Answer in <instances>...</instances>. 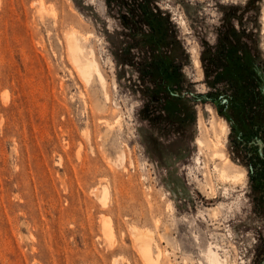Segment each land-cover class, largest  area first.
Segmentation results:
<instances>
[{
  "label": "rangeland",
  "instance_id": "obj_1",
  "mask_svg": "<svg viewBox=\"0 0 264 264\" xmlns=\"http://www.w3.org/2000/svg\"><path fill=\"white\" fill-rule=\"evenodd\" d=\"M250 147L264 156V0H0V264H150L146 246L261 264Z\"/></svg>",
  "mask_w": 264,
  "mask_h": 264
},
{
  "label": "bare ground",
  "instance_id": "obj_2",
  "mask_svg": "<svg viewBox=\"0 0 264 264\" xmlns=\"http://www.w3.org/2000/svg\"><path fill=\"white\" fill-rule=\"evenodd\" d=\"M68 37H69V41H68L69 47L71 49L72 56L74 58V61L77 64L80 72L84 76V78L88 82H91L93 79H98V81L102 84V86L105 87L106 86L105 85L106 79H104L103 73L101 71V68H100L96 58H93L91 56L86 55V49H85V46L83 44L84 37L78 33H71L70 36H68ZM106 97H108V96L106 95ZM215 155L217 156V158L227 159V157L225 156V154L222 151H218V150L215 151ZM123 157L125 158V156H119V158H123ZM216 169L218 170L220 177L224 180H230L232 182L238 183L243 178L242 173L229 171L226 167L218 168L216 166ZM135 230H136V233H139L137 228ZM143 234H145V233H143ZM138 236L145 237L144 235H138ZM143 249L145 251V252H143V254L145 253L144 256H145V258L148 259V262L150 264H155L154 263L155 261L153 260L148 247L147 246L143 247ZM212 255H213L214 260L219 262L218 253L212 251Z\"/></svg>",
  "mask_w": 264,
  "mask_h": 264
},
{
  "label": "trees",
  "instance_id": "obj_3",
  "mask_svg": "<svg viewBox=\"0 0 264 264\" xmlns=\"http://www.w3.org/2000/svg\"><path fill=\"white\" fill-rule=\"evenodd\" d=\"M149 14L151 15L152 19L156 16L152 11H150ZM152 27H153V25H152ZM154 29H155V26H154ZM165 73H167V72H165ZM198 97L200 98V100H205L202 95H198ZM233 131H234V129L232 127L231 133H233ZM231 133H230V135H231ZM253 133L254 132L247 130L246 132L242 133L239 136H241V137L244 136L246 138V141L248 142V141H251ZM233 146H234V148H238L240 146V143L237 141L236 138L233 140ZM243 147H245V146H242V148ZM245 155H246L247 159L250 161L249 176H250L251 180H254L256 175H258L260 173V170H264V156L256 154L254 152V150H252V149H248V152H246ZM260 164H262L260 170L258 168H256V170H253L252 166L260 165Z\"/></svg>",
  "mask_w": 264,
  "mask_h": 264
},
{
  "label": "flooded vegetation",
  "instance_id": "obj_4",
  "mask_svg": "<svg viewBox=\"0 0 264 264\" xmlns=\"http://www.w3.org/2000/svg\"><path fill=\"white\" fill-rule=\"evenodd\" d=\"M256 125H257V127H258L260 124L258 123V124H256ZM233 129H234V127H233ZM247 130H249V131H251V132H254L253 129L248 128V129H246L245 131H239V132H238V131L236 132V130L234 129L233 133H236V134H240V135H241L242 133L246 132ZM230 133H231V131H230ZM236 136H238V135H236ZM248 144H250V141H248ZM250 145H251V144H250ZM250 149H252V147H250ZM257 154H258V153H257ZM261 166H262V164L259 165V167H261Z\"/></svg>",
  "mask_w": 264,
  "mask_h": 264
},
{
  "label": "water",
  "instance_id": "obj_5",
  "mask_svg": "<svg viewBox=\"0 0 264 264\" xmlns=\"http://www.w3.org/2000/svg\"><path fill=\"white\" fill-rule=\"evenodd\" d=\"M261 264H264V260L261 262Z\"/></svg>",
  "mask_w": 264,
  "mask_h": 264
}]
</instances>
